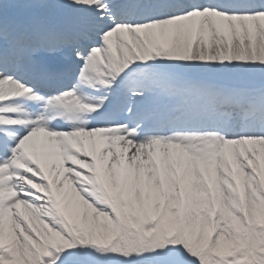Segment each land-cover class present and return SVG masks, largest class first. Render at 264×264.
Segmentation results:
<instances>
[{"label":"snow or ice","instance_id":"1","mask_svg":"<svg viewBox=\"0 0 264 264\" xmlns=\"http://www.w3.org/2000/svg\"><path fill=\"white\" fill-rule=\"evenodd\" d=\"M0 264H264V0H0Z\"/></svg>","mask_w":264,"mask_h":264}]
</instances>
